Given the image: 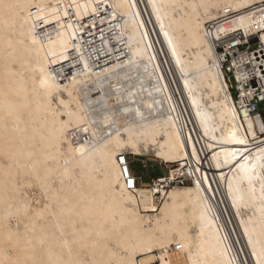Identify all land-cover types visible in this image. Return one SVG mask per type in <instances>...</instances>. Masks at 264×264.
I'll use <instances>...</instances> for the list:
<instances>
[{
    "label": "bare ground",
    "instance_id": "1",
    "mask_svg": "<svg viewBox=\"0 0 264 264\" xmlns=\"http://www.w3.org/2000/svg\"><path fill=\"white\" fill-rule=\"evenodd\" d=\"M103 9L128 53L62 83L54 66L83 49L78 20ZM227 11L219 38L264 28V0H0V264H264V114L241 113L206 29ZM200 147L221 202L207 179L160 202L126 187L119 156L172 164ZM33 177L45 202L32 209Z\"/></svg>",
    "mask_w": 264,
    "mask_h": 264
},
{
    "label": "built area",
    "instance_id": "2",
    "mask_svg": "<svg viewBox=\"0 0 264 264\" xmlns=\"http://www.w3.org/2000/svg\"><path fill=\"white\" fill-rule=\"evenodd\" d=\"M70 10L71 16H73V9ZM108 13L103 9L84 20H78L82 25L80 35L83 37V49L80 53H74L66 64L54 66L53 72L59 81L65 84L80 76L86 70L85 62L96 73H100L107 65L125 58L128 53L125 38L116 39L120 33L119 20L109 21ZM237 13L231 11L218 20L208 22L206 24L207 34L219 52L230 89L241 113L264 114V107L261 106L264 103V42L260 38L264 28L261 26V22L254 21L248 31L244 29L231 30L220 38L214 33L216 24L223 21V18ZM37 22L39 21L37 20ZM45 28L46 26L42 25V22L38 23L37 29L41 30L42 36ZM184 111L189 121L188 126L195 135L194 126L185 108ZM75 134L81 142L88 143L94 140V134L90 130L77 128ZM119 162L123 170L124 183L128 189L136 191L138 187L144 185L145 176L134 171V160L130 154L119 156ZM138 162L144 168L147 167L145 159L139 158ZM206 179L213 184L217 198L221 202V194L224 195L225 190L218 181L210 155L207 150L200 147L199 159L187 157L173 163L167 172L154 176L148 185L154 190L153 193L160 202L165 199L171 188L192 185L195 180L204 182ZM217 181L219 187H217ZM213 198L215 199V197ZM219 205L221 206V204ZM138 264H162V262L160 259H156L153 262L144 263L139 259Z\"/></svg>",
    "mask_w": 264,
    "mask_h": 264
},
{
    "label": "rangeland",
    "instance_id": "3",
    "mask_svg": "<svg viewBox=\"0 0 264 264\" xmlns=\"http://www.w3.org/2000/svg\"><path fill=\"white\" fill-rule=\"evenodd\" d=\"M264 107V103L261 105ZM62 117H65V114L62 113ZM131 158L134 160L133 167L137 174H144V185L148 186L151 182V179L155 176L156 172L158 173H165L169 170V166L172 164L166 163L163 160H159L156 158L152 153L144 155L142 157L131 155ZM139 158L145 159L146 163L148 164L147 168L145 169L141 163L138 162ZM24 190L26 194L24 196L31 200L32 209L40 207L41 204L45 202L44 192L42 190V184L40 181L33 177L29 185H24ZM41 195V196H40ZM26 218H19L18 216L11 217L7 223L9 229L13 231L15 235L21 236L26 229ZM173 264H184L183 259L179 255H174L172 259Z\"/></svg>",
    "mask_w": 264,
    "mask_h": 264
},
{
    "label": "crops",
    "instance_id": "4",
    "mask_svg": "<svg viewBox=\"0 0 264 264\" xmlns=\"http://www.w3.org/2000/svg\"><path fill=\"white\" fill-rule=\"evenodd\" d=\"M147 166H148V164H147ZM146 168H147V167H146ZM146 168H145V169H146ZM134 171H135V169H134ZM135 172H136V171H135ZM159 174H161V173L156 172L155 176H156V175H159Z\"/></svg>",
    "mask_w": 264,
    "mask_h": 264
}]
</instances>
